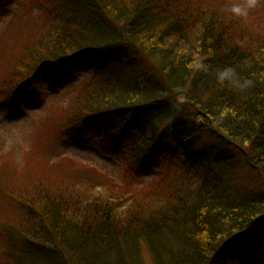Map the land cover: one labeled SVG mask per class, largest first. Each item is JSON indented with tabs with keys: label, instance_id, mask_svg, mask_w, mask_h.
<instances>
[{
	"label": "trees",
	"instance_id": "obj_1",
	"mask_svg": "<svg viewBox=\"0 0 264 264\" xmlns=\"http://www.w3.org/2000/svg\"><path fill=\"white\" fill-rule=\"evenodd\" d=\"M14 1L0 0V15H11L4 6ZM53 1L49 11L40 5L48 31L29 41L30 20L5 17L24 33L21 54L30 63L22 78L4 81L6 94L39 95V73L51 67L48 93L62 75L77 104L83 94L99 96L80 102L77 118L94 119L111 150L127 143L134 164H121L120 179L135 184L148 175L143 185L150 188L127 205L128 214H120V203L86 201L84 193L81 200L46 196L28 250L5 242L8 229L1 228L3 264H264V32L224 14V0ZM85 57L94 68L77 85L74 69ZM197 57L207 73L190 70ZM226 66L251 86L241 92L218 84L215 72ZM60 111L62 121L68 111ZM206 131L236 154L195 150V137ZM238 157L259 191L239 185ZM24 230H15L19 240Z\"/></svg>",
	"mask_w": 264,
	"mask_h": 264
},
{
	"label": "rangeland",
	"instance_id": "obj_2",
	"mask_svg": "<svg viewBox=\"0 0 264 264\" xmlns=\"http://www.w3.org/2000/svg\"><path fill=\"white\" fill-rule=\"evenodd\" d=\"M14 2L13 5L4 6L10 9L11 15H0L4 17L0 19V230L6 224L8 231H5L7 236H4L5 242L22 251L29 246L30 239L39 235L41 221L39 207L46 196L58 194L67 196L72 193L71 196L79 200L100 199L107 203L115 201L120 203V207H124L120 214L126 212L128 214L133 207L127 210V205L134 206L137 200H141L140 193L150 187L143 185L148 175L136 179L138 182L135 184L127 177L124 182L120 179L123 175L120 171L121 164L124 162L128 168L133 167L134 164L132 156L127 153V143L120 142L119 146L111 150L106 146L108 141L105 142L103 137L99 138L100 129L94 119L85 121L77 118L84 113L82 106L86 102L90 104L88 100L93 97L83 94L80 96L82 100L77 99V104L74 100L75 96L68 93L71 80L68 81L66 76L61 75V79L57 80V83L60 81L57 90L48 93V80L54 70L51 67L42 68L39 73V83L42 84L39 87V95H32L30 89L18 95L6 94L4 81L15 76L16 79L22 78L30 63L21 54L24 33L19 34L21 29L16 25L5 24V17H14L17 20L18 17H22V20L26 17L27 21L30 20L29 41L38 37L40 32L48 31L45 30L46 27L43 28L44 17H40L43 9L40 5L47 4L49 11L54 3L53 0ZM232 2L233 0H224L222 6L226 7ZM225 11L228 12L224 9L223 13L227 14ZM230 15L228 13L227 16ZM234 18L242 21L244 26H249L253 32H264V4L250 10L246 18ZM98 52L100 54L99 50ZM93 68V60L89 57L83 58L79 67L74 69L76 74L73 77L78 76L74 79L75 83L79 85L84 79L86 80ZM139 70L132 71L137 73ZM105 91L108 89L105 88L102 92ZM2 93L7 96L2 98ZM94 99L90 102L99 101V96ZM56 110L59 112L57 113ZM60 110L68 111L62 121L57 116L62 113ZM193 142L195 150L201 153L213 154L224 151L221 141L211 131L199 134ZM225 148L224 153L231 155L232 150L227 146ZM236 159L240 167L236 174L239 185L248 192L259 191L260 183L252 171L245 166V163H241L240 157ZM151 173L156 175L154 170ZM82 193L86 196L81 195ZM26 202L32 207L29 221L23 206ZM25 226L26 236L19 240L15 230H21V227L23 230ZM0 246L2 247V244ZM1 247L0 264H3ZM149 262L148 260L147 263Z\"/></svg>",
	"mask_w": 264,
	"mask_h": 264
},
{
	"label": "clouds",
	"instance_id": "obj_3",
	"mask_svg": "<svg viewBox=\"0 0 264 264\" xmlns=\"http://www.w3.org/2000/svg\"><path fill=\"white\" fill-rule=\"evenodd\" d=\"M264 4V0H233L228 4L227 11L234 17L246 18L250 10ZM189 68L193 73H207L209 66L203 59L194 58L189 64ZM215 79L218 84H229L237 91H245L251 86V81L242 79L233 67H223L215 72ZM181 89H178L180 91Z\"/></svg>",
	"mask_w": 264,
	"mask_h": 264
}]
</instances>
